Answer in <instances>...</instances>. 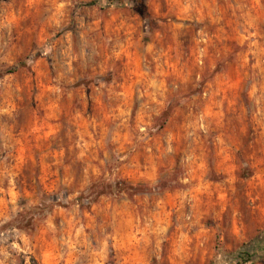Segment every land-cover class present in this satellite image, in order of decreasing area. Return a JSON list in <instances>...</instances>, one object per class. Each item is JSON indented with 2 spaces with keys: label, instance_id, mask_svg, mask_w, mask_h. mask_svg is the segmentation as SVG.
Listing matches in <instances>:
<instances>
[{
  "label": "clouds",
  "instance_id": "1",
  "mask_svg": "<svg viewBox=\"0 0 264 264\" xmlns=\"http://www.w3.org/2000/svg\"><path fill=\"white\" fill-rule=\"evenodd\" d=\"M0 264H264V0H0Z\"/></svg>",
  "mask_w": 264,
  "mask_h": 264
}]
</instances>
